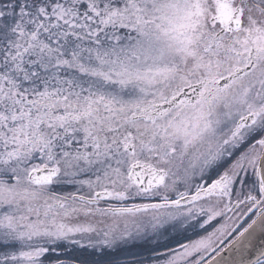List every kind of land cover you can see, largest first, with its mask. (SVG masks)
<instances>
[{
    "label": "snow or ice",
    "instance_id": "obj_1",
    "mask_svg": "<svg viewBox=\"0 0 264 264\" xmlns=\"http://www.w3.org/2000/svg\"><path fill=\"white\" fill-rule=\"evenodd\" d=\"M0 264H264V0H0Z\"/></svg>",
    "mask_w": 264,
    "mask_h": 264
}]
</instances>
